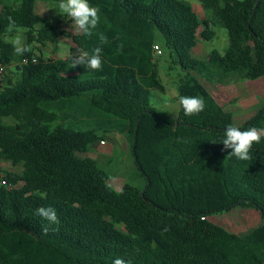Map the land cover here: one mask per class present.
<instances>
[{
    "label": "trees",
    "instance_id": "16d2710c",
    "mask_svg": "<svg viewBox=\"0 0 264 264\" xmlns=\"http://www.w3.org/2000/svg\"><path fill=\"white\" fill-rule=\"evenodd\" d=\"M36 1L0 0V61L10 69L0 90V160L23 165L21 187L0 180V264H264V224L244 237L207 234L208 218L235 208L254 209L264 222V137L250 161L227 158L222 141L233 116L199 80L264 78V0H202L211 19L184 0H89L101 15L91 37L37 15ZM9 17L12 30L25 31L29 51L20 57L6 40ZM218 26L228 31L225 53L193 58ZM63 37L74 44L65 60L36 55ZM156 45L182 74L179 95L204 98L198 115L180 109L171 122L152 106V90L166 91ZM97 46L101 71L70 67L78 49ZM250 127L264 128V109L239 128ZM113 132L130 143L142 188L119 191L98 161H77ZM40 207L60 220L47 233Z\"/></svg>",
    "mask_w": 264,
    "mask_h": 264
},
{
    "label": "rangeland",
    "instance_id": "374dc122",
    "mask_svg": "<svg viewBox=\"0 0 264 264\" xmlns=\"http://www.w3.org/2000/svg\"><path fill=\"white\" fill-rule=\"evenodd\" d=\"M189 2L194 7L195 11L202 18H212L213 12L205 9L202 5V0H184ZM57 1L38 0L36 3V14L42 17L49 18L54 24H59L61 28L70 35L79 34L71 20L58 13ZM224 3H222V6ZM217 32V37L212 41L203 42L204 50L197 54L192 52V57L195 59H204V56L209 54L213 50H217L220 53H225L229 46L228 31L223 27L213 28ZM17 34H22L24 39L25 31L20 29L9 34L10 39H13ZM71 45L73 42L70 38L63 37L57 44H48L46 47L39 46L35 51L37 56H45L47 59H59L64 58L70 54ZM162 48V46H161ZM163 54L156 56V64L159 73V78L164 84L166 91L161 92L158 90H152L151 103L157 110L158 115L167 121L175 122L178 119L179 105H178V85L179 75L176 73L179 71L176 67L172 66L168 51L162 50ZM21 55H19L20 57ZM18 63H23V60H18ZM175 68V69H174ZM174 71V72H171ZM262 95L258 96V100H262ZM245 109L240 108V112L234 114V124L237 127L244 125L254 115L258 114L259 109ZM264 109V108H263ZM175 115V117H174ZM243 115V119L240 117ZM7 123H12V119H6ZM85 157H91L98 161L101 169L106 171L110 176V184L119 188L120 190L139 189L142 188L143 182L134 179V175L137 171L134 159L131 153L130 143L127 141L124 135L113 132L106 135V142L101 143L96 148H91L90 152L85 155H78L77 161H81ZM0 173L1 178L11 177L16 180V186L21 187L22 183L15 177L23 171L22 163L13 164L4 160H0ZM193 222L191 225L194 226ZM264 224L261 215L258 211L248 208H235L228 213L220 214L211 217L210 224L208 226L207 234L212 239H231L234 235L244 237L250 234L252 231Z\"/></svg>",
    "mask_w": 264,
    "mask_h": 264
},
{
    "label": "clouds",
    "instance_id": "9594fccd",
    "mask_svg": "<svg viewBox=\"0 0 264 264\" xmlns=\"http://www.w3.org/2000/svg\"><path fill=\"white\" fill-rule=\"evenodd\" d=\"M57 9L59 14L68 17L76 30L86 37H91L93 30L100 23V9L92 6L89 0H59ZM8 19L9 30L11 31L15 27V21L11 17ZM99 40L101 45L107 42L106 37L103 35L99 36ZM10 42L16 55H23L29 51L22 34H17ZM102 52V46L93 48L91 52L78 49L73 55L70 67L86 66L90 70L101 71L104 63ZM177 95L179 108L183 110L185 116L198 115L204 111L205 101L202 96H181L179 93ZM262 137H264V128L250 127L246 130H241L237 126L228 125L222 141L225 149H231L227 158L235 157L241 161H250V152L253 144H259ZM36 213L48 222L47 225L42 226V231L45 233L49 231L50 226L60 223L57 211L53 207H40L36 210ZM113 264H126V261L122 258H117L113 261Z\"/></svg>",
    "mask_w": 264,
    "mask_h": 264
},
{
    "label": "crops",
    "instance_id": "0c3cea01",
    "mask_svg": "<svg viewBox=\"0 0 264 264\" xmlns=\"http://www.w3.org/2000/svg\"><path fill=\"white\" fill-rule=\"evenodd\" d=\"M37 1H36V3H37ZM2 11H3V6L0 4V14L2 13ZM202 19H209V18L206 17V18H202ZM202 30L203 29H200V32ZM14 31L20 32V29L12 30L10 33L14 32ZM9 34L6 36L7 41L12 40V39L8 38ZM60 40H61V38H60ZM60 40L57 43H59ZM25 41H26V39H25ZM203 42H208V41H204L203 39L200 38L198 45L192 50V52H197V54L201 53L204 50V47L202 45ZM57 43H55V44H57ZM49 44H51V43H49ZM158 45L161 46V43L159 42ZM71 47H72V45H71ZM211 53H212V51L208 55L206 54L204 56V59H202V60L203 61H210L211 60ZM67 57H68V55L64 58H59V59H54V60H65ZM171 72H174V71H171ZM176 73H180V72L178 71ZM199 80L206 87V89L211 93V95L218 101L220 106L224 110H226L227 112L232 114L233 120H234V114L240 112L239 111L240 108L253 109V108L259 107L258 108L259 110L257 112H259L260 110H262L264 108V78H252V77L246 76L244 79L235 81L230 85H221V84H218L214 81H207L203 78H200ZM259 95H262V97H263L262 100H258ZM256 115H254V116H256ZM240 117L243 119V115H240L238 118H240ZM100 145H98V146H100ZM109 183H110V181H109ZM113 187L116 188L117 190L121 191L119 188H117L115 186H113ZM210 219H211V217L208 218L209 224H210Z\"/></svg>",
    "mask_w": 264,
    "mask_h": 264
},
{
    "label": "built area",
    "instance_id": "2783aa9c",
    "mask_svg": "<svg viewBox=\"0 0 264 264\" xmlns=\"http://www.w3.org/2000/svg\"><path fill=\"white\" fill-rule=\"evenodd\" d=\"M154 48H155V51L157 53V56H160V55L163 54L161 48L158 45H156ZM33 61L36 62V59H34ZM27 62H28L27 59H24L23 60V64H26ZM6 72H7L6 66L0 61V89L3 88L4 78H5ZM3 183L5 185H7L9 188H15V187H17V186H14L11 183L6 182V181H4Z\"/></svg>",
    "mask_w": 264,
    "mask_h": 264
},
{
    "label": "water",
    "instance_id": "95a60500",
    "mask_svg": "<svg viewBox=\"0 0 264 264\" xmlns=\"http://www.w3.org/2000/svg\"><path fill=\"white\" fill-rule=\"evenodd\" d=\"M17 68H19V67L17 66ZM8 71H10L9 68H7V72H8ZM179 77H181V75H179ZM142 196H144V193H142Z\"/></svg>",
    "mask_w": 264,
    "mask_h": 264
}]
</instances>
